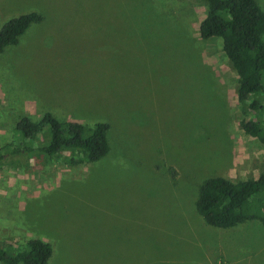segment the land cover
<instances>
[{
    "label": "rangeland",
    "instance_id": "rangeland-1",
    "mask_svg": "<svg viewBox=\"0 0 264 264\" xmlns=\"http://www.w3.org/2000/svg\"><path fill=\"white\" fill-rule=\"evenodd\" d=\"M31 12L43 21L0 53V148L25 145L20 119L50 114L107 123L110 151L1 161L0 248L41 240L47 264H264L260 222L215 228L196 210L206 180L264 173V146L241 126L263 118L249 108L261 98L241 102L222 39L200 38L206 1L0 0V29Z\"/></svg>",
    "mask_w": 264,
    "mask_h": 264
},
{
    "label": "trees",
    "instance_id": "trees-1",
    "mask_svg": "<svg viewBox=\"0 0 264 264\" xmlns=\"http://www.w3.org/2000/svg\"><path fill=\"white\" fill-rule=\"evenodd\" d=\"M206 17L199 25L202 40L219 37L223 51L239 76L238 99L243 102L251 95L260 96L249 108L263 114L261 120L243 121L242 129L264 146V10L255 0H205ZM43 17L31 12L12 18L0 29V53L5 47L17 45L32 24ZM16 130L25 145L12 144L0 148V162L10 156L39 151L52 158H63L69 165L96 162L110 151L107 132L109 125L101 122L91 127L78 122H59L45 114L38 122L20 119ZM42 144L28 147V141ZM66 152L69 155H64ZM77 157L78 159H76ZM197 213L212 227L227 229L247 221H258L264 227V173L255 180L231 182L222 177L206 180L196 201ZM53 249L41 240H29L23 250L12 253L0 248L2 264H47Z\"/></svg>",
    "mask_w": 264,
    "mask_h": 264
},
{
    "label": "built area",
    "instance_id": "built-area-1",
    "mask_svg": "<svg viewBox=\"0 0 264 264\" xmlns=\"http://www.w3.org/2000/svg\"><path fill=\"white\" fill-rule=\"evenodd\" d=\"M217 264H227V263H225L223 261H218Z\"/></svg>",
    "mask_w": 264,
    "mask_h": 264
},
{
    "label": "crops",
    "instance_id": "crops-1",
    "mask_svg": "<svg viewBox=\"0 0 264 264\" xmlns=\"http://www.w3.org/2000/svg\"><path fill=\"white\" fill-rule=\"evenodd\" d=\"M37 24V23H36ZM206 263V262H205Z\"/></svg>",
    "mask_w": 264,
    "mask_h": 264
}]
</instances>
